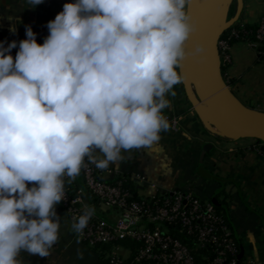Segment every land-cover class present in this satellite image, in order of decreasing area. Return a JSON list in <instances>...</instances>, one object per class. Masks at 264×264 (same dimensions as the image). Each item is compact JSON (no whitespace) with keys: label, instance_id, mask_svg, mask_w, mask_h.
<instances>
[{"label":"clouds","instance_id":"9594fccd","mask_svg":"<svg viewBox=\"0 0 264 264\" xmlns=\"http://www.w3.org/2000/svg\"><path fill=\"white\" fill-rule=\"evenodd\" d=\"M43 2L25 0L27 8ZM190 3L72 0L47 22L42 44L30 25L18 45L0 41V264H22L21 250L49 256L64 178L78 176L86 157L105 169L169 130L163 110L182 61L205 52L203 44L186 51L197 30ZM94 211L85 206L72 229L82 235Z\"/></svg>","mask_w":264,"mask_h":264},{"label":"crops","instance_id":"0c3cea01","mask_svg":"<svg viewBox=\"0 0 264 264\" xmlns=\"http://www.w3.org/2000/svg\"><path fill=\"white\" fill-rule=\"evenodd\" d=\"M69 2L72 0H44L35 8H27L25 0H0V41H6L7 46L15 40L18 45L27 38L25 25H30L36 42L42 44L48 35L47 22ZM262 15L264 0H244L238 24L257 26ZM13 23L17 26L15 35L9 31ZM17 50H11L13 57ZM230 54L232 62L223 68L230 89L244 106L264 114V59L242 41L231 43ZM174 91L175 96H168L169 106L163 110L170 122L169 130L161 132L152 149L122 150L121 159L109 163L104 179H128L136 198L179 190L190 191L207 202L216 199L228 212L243 252L241 264H264V157L254 151L257 141H232L211 132L193 110L183 81L174 85ZM205 145L212 148L204 151ZM97 155L103 159L99 151ZM56 212L60 217L59 239L49 256L21 250L17 258L22 264H114V255L122 259L131 256L122 244L114 253L109 249L102 256L75 237L60 203Z\"/></svg>","mask_w":264,"mask_h":264},{"label":"built area","instance_id":"2783aa9c","mask_svg":"<svg viewBox=\"0 0 264 264\" xmlns=\"http://www.w3.org/2000/svg\"><path fill=\"white\" fill-rule=\"evenodd\" d=\"M231 28L230 36L219 42L223 68L232 62V39L247 43L264 56V15L253 40L248 39L252 32L244 25L237 23ZM173 124L176 126L177 120ZM254 151L264 157V142L257 141ZM93 155L100 159L97 152ZM105 171L86 157L79 177L71 182L64 178L65 199L60 205L69 223L72 225L85 206L95 210L83 234L74 231L88 247L101 251L110 246L113 252L118 241L130 242L131 256L122 259L114 255V264H241L239 241L215 204L179 190L134 199L126 188L128 179L106 181Z\"/></svg>","mask_w":264,"mask_h":264},{"label":"water","instance_id":"95a60500","mask_svg":"<svg viewBox=\"0 0 264 264\" xmlns=\"http://www.w3.org/2000/svg\"><path fill=\"white\" fill-rule=\"evenodd\" d=\"M243 7L244 0H238L235 16L216 29L221 0H191L187 11L196 22L197 30L192 32L186 41V51L188 52L194 45L203 44L205 47L203 56L210 68L193 66L185 58L182 61L180 72L183 75L182 81L186 85L194 111L201 119L204 113H209L222 131L220 136L232 141L251 139L264 142V114L244 106L236 98L224 77L220 55L219 42L223 35L238 23ZM188 83L198 84L205 88L207 111H203L202 105L194 102ZM232 104H235V107ZM211 148V145H205L204 151ZM204 155L205 152L203 157ZM212 203L218 205L216 199H213ZM242 256L243 252L240 253L239 258L242 259Z\"/></svg>","mask_w":264,"mask_h":264},{"label":"bare ground","instance_id":"6f19581e","mask_svg":"<svg viewBox=\"0 0 264 264\" xmlns=\"http://www.w3.org/2000/svg\"><path fill=\"white\" fill-rule=\"evenodd\" d=\"M230 1L231 0H221L220 14H219V19H218L216 29H219L225 23L226 16H227V7H228ZM224 14H225V17L223 16ZM194 48H195V45L192 46L188 52H191ZM186 59L193 66L204 67V68H208V69L210 68L209 63L207 62V60L204 56H203V59H201L198 56H193V55L189 54L186 56ZM194 85H195L194 86L195 90L197 92V97L202 102L206 103L207 94H206L205 88L202 87L201 85H198V84H194ZM232 106L235 107V104H232ZM201 107H202L203 111H207V109H208L207 104L205 106H201ZM202 119H203V122L206 125V127L211 132L216 133V134H222L220 127L215 123V121L213 120V118L211 117V115L209 113H204L202 115Z\"/></svg>","mask_w":264,"mask_h":264},{"label":"trees","instance_id":"16d2710c","mask_svg":"<svg viewBox=\"0 0 264 264\" xmlns=\"http://www.w3.org/2000/svg\"><path fill=\"white\" fill-rule=\"evenodd\" d=\"M256 27H257V26L244 25V29H245V30H247V31H249V32H252V33L248 36V39H249V40H253V39H254V33H255V30H256ZM232 30H233V28H230V29H229V30L223 35L222 38L225 39V38L229 37L230 34H231V32H232ZM236 41H237V40L232 39L231 43L236 42ZM261 50H264V49H261ZM261 59H264V56L261 57ZM223 71H224V70H223ZM126 188L129 189L130 192H131V188H130V185H129V184H127ZM131 194H132V192H131ZM132 197H133L134 199H137V198L134 197L133 195H132ZM216 208L218 209V211H220V212L224 215V217H225V218L228 220V222H229V218H228V214H227L228 212H227V210H226V207H225L224 205L221 204V205H216ZM117 244H122V245H125V246L131 245V243L128 242V241H118ZM110 248H111L110 246L103 247V250L98 251V253L102 254V256H103L104 253H105V251L109 250ZM104 256H105V255H104ZM106 261H108V260H106Z\"/></svg>","mask_w":264,"mask_h":264},{"label":"rangeland","instance_id":"374dc122","mask_svg":"<svg viewBox=\"0 0 264 264\" xmlns=\"http://www.w3.org/2000/svg\"><path fill=\"white\" fill-rule=\"evenodd\" d=\"M237 9H238V0H231L230 2H229V5H228V7H227V16H226V21H229V20H231L234 16H235V14H236V12H237ZM224 17H225V14L223 15ZM223 17V18H224ZM237 24V23H236ZM235 24V25H236ZM234 25V26H235ZM233 27V26H232ZM226 67H228V66H226ZM188 85H189V87H190V91H191V94H192V98L194 99V102H196V104H198V105H202V106H205L206 105V103H204V102H202L198 97H197V92H196V90H195V85L194 84H192V83H188ZM194 110V109H193ZM105 215H107L106 213H105ZM114 218L116 217L115 215L113 216ZM111 218H112V216H111ZM112 219V220H115V219Z\"/></svg>","mask_w":264,"mask_h":264}]
</instances>
